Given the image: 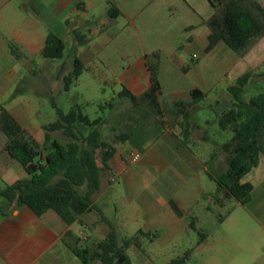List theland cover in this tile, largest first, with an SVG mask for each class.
Returning a JSON list of instances; mask_svg holds the SVG:
<instances>
[{
  "label": "crops",
  "instance_id": "crops-1",
  "mask_svg": "<svg viewBox=\"0 0 264 264\" xmlns=\"http://www.w3.org/2000/svg\"><path fill=\"white\" fill-rule=\"evenodd\" d=\"M3 1L6 0H0ZM26 1L30 11L26 14L29 16L24 25L15 29L11 38L0 34V62L14 64V67L21 71V77L22 74L24 76L25 68L33 71L30 65L24 67L31 63L26 58L41 55L40 51L48 33L56 34L65 43V38L71 32L79 30V34L83 35L82 43L77 41L73 44L70 56L72 57L75 52L86 65L98 50V46H102L112 37L111 34L104 36L101 33L113 28L117 18L130 19L133 15L142 14L150 8L166 10L173 5L170 0ZM111 4L120 11L115 18L108 14ZM192 11L197 12V15L201 14L196 9ZM204 12V15H199L200 20L189 28L191 34L183 46L191 58V66L185 67V71L181 73L185 78L195 77V81L191 84L182 83V76L179 74L173 77V87L166 91L163 81L165 74L160 63L159 82L162 94L158 102L163 117L166 112H170V120H165L164 128L154 135L151 126H148L151 137L140 151L141 157L136 163H130L127 154L129 150L135 149L132 144L114 139V134L139 126L144 112L149 109L133 107L128 98L123 102L128 108L119 111L116 106L113 107L115 110L111 114L113 118L102 126L101 131L104 138L112 142L115 148L116 167L113 171L115 180L109 182L110 177L102 174L98 192L104 193L114 182L122 180V187L112 190L115 195L114 209L121 212L118 211L119 215L111 221L120 238L130 236L138 230L162 237L185 228L187 224L198 234L196 249L206 256L202 263L264 264V154L260 155L258 164L241 179L242 182H249L252 185L250 199L245 203L228 199L223 206H218L212 197L216 190V182L211 178L214 176L209 168L212 165L223 172L226 166L224 154L218 158L214 152L204 147L207 131L200 123L192 121L191 115L188 121L189 132L185 134L180 124L186 126V122L174 105L176 101H183L192 112L195 103L191 101L190 91L195 87L200 89L206 100L208 93L216 84L215 80H211L210 60L203 66L199 61V54L209 57L221 43L205 52L209 33L205 20L213 10L208 11L204 8ZM84 27L91 36H99L92 42L82 33ZM10 41L16 45V51H12ZM178 54L175 49L172 58L180 71L184 68L185 61L184 57ZM144 55L129 63L119 77L135 96L142 94L151 83ZM62 57L59 58L61 64L58 65L56 78L61 75L60 69L64 63L61 61ZM239 59L241 57L237 55V61ZM224 72L227 73L226 68ZM37 73L39 71L35 74ZM166 93L169 96L165 98ZM209 104L211 103H206V106L213 109L216 115L222 110L218 108L219 105L212 108ZM22 127L28 129L25 125ZM108 127L113 131H108ZM1 155L13 159L6 150H0V157ZM135 164L141 167L132 168ZM5 171L10 173L13 171L11 162L10 166H5ZM19 174L18 178L27 176L22 171ZM141 179L149 185L138 189ZM169 200L175 201L182 211L181 216L174 213ZM98 206L104 213L103 206ZM220 211H223V214H219ZM87 215L82 217L84 224ZM188 215L192 218L191 221L186 220ZM134 217L142 221L140 227L136 229L134 222L131 221L135 219ZM79 226L81 225L78 223L66 225L53 210L38 216L28 206H15L3 198L0 206V264H82L66 246V243H70L66 236L72 238L73 233L80 235ZM106 229H103L97 239L104 237ZM134 247L136 246L129 245L127 250Z\"/></svg>",
  "mask_w": 264,
  "mask_h": 264
},
{
  "label": "trees",
  "instance_id": "trees-1",
  "mask_svg": "<svg viewBox=\"0 0 264 264\" xmlns=\"http://www.w3.org/2000/svg\"><path fill=\"white\" fill-rule=\"evenodd\" d=\"M207 1L214 11L205 20L209 29L205 52L222 42L242 56L253 40L264 35V7L257 0ZM108 14L115 18L120 11L111 4ZM76 38L82 43L83 35L76 33ZM9 45L12 51H16L13 42L10 41ZM64 49L63 39L48 33L40 54L44 58L59 59L63 56ZM15 55L18 56L16 53ZM144 58L150 72L149 87L135 96L122 85L118 96L128 98L132 105H146L149 111L144 112L139 126L130 127L128 131L115 136L117 140L129 142L138 151L144 149L151 137L148 126H151L154 135L166 124L158 102L162 94L159 52L152 51L145 54ZM84 68V63L74 52L71 71L62 75L64 91H68L76 83ZM62 71L63 66L60 73ZM263 75L264 72L254 74L248 70L237 76L235 83L227 88L231 96L230 105L217 112V122L222 130L236 126L231 138L221 147L226 164L224 171L218 177L210 176L216 182L212 197L218 206H223L228 199H235L240 203L250 199L252 185L241 179L258 164L260 155L264 154V91L248 98L244 97V92L252 78ZM190 96L192 103H196L203 101L205 94L195 87L190 91ZM51 105L55 119L42 128L45 151L13 114L0 105V131L7 139L5 150L27 173L26 177L7 183L0 190V196L9 204L28 206L38 216L53 210L66 225H83L82 217L85 214H98L99 221L107 226L104 237L92 240L76 238L73 243H66V246L82 264H133L126 249L129 245L139 247V235L148 233L138 230L136 234L120 238L113 222L94 201V195L100 189L102 174H113L116 167L115 148L101 131L110 117H90L84 111L88 102L75 103L67 111L54 99H51ZM107 105L112 109L115 106L114 99L99 103L100 111H104ZM174 105L186 122V126L182 123L180 125L185 134H188L191 111L183 101H176ZM209 106L213 108L212 104ZM85 128H89V131L85 132ZM55 133H59L65 141L58 139ZM169 204L174 213L181 216L182 211L175 201L169 200ZM190 226L192 227L191 222ZM187 256L188 254L174 257L166 264H186Z\"/></svg>",
  "mask_w": 264,
  "mask_h": 264
},
{
  "label": "rangeland",
  "instance_id": "rangeland-1",
  "mask_svg": "<svg viewBox=\"0 0 264 264\" xmlns=\"http://www.w3.org/2000/svg\"><path fill=\"white\" fill-rule=\"evenodd\" d=\"M257 1L264 7V0ZM170 2H173V5L166 10L150 8L142 14L133 15L131 20L125 17L117 18L113 28L101 33L104 36L111 34L112 37L102 46H98V50L88 64H84L83 72L68 91L62 89V75L67 74L72 69L70 52L73 50V44L78 41L76 33H79V30H74L65 38L66 47L61 59L64 62L62 64L63 71L57 78L56 71L58 65L61 64L60 59H48L41 55L28 56L26 60L31 63L24 65V67L30 65L33 71L25 68L22 77L20 76L21 71L15 68L14 64L0 62V105L10 111L20 124L28 128L25 129L40 142L42 150L45 151L46 145L43 142L42 128L55 119L51 99H54L64 111H67L75 103L88 102L89 105L85 107L84 111L90 117L102 115L109 116L111 119L113 118L111 114L115 110L107 105L101 112L98 104L114 99L115 106L119 111L128 108V106L123 105L127 98L118 96L122 85H124L119 77L129 63L144 54L152 51L159 52L163 66L162 71L165 74L163 81L166 91L173 87V77L179 74L182 76V83H194L195 77L185 78L181 73L185 70L182 68L179 71L176 68V62L172 58L173 53L176 49V53L180 52L178 55L184 57V68L191 66V58L183 48L191 34V29L187 27L200 20L199 15H204V8L208 11H214V9L206 0H170ZM202 4L205 7H202ZM193 9L201 14L197 15V12L192 11ZM29 11L30 6L26 0L0 2V34L11 38L13 31L24 25L29 16L26 14ZM82 30L85 37H88L92 42L99 36H91L85 27ZM91 48L94 50L93 47ZM240 57L241 59L237 61V54L222 42L210 53L209 57H203L199 54L201 66L205 62L208 64V60H210L211 80H215L216 84L208 93L206 100L194 104L190 119L200 123L206 129L207 140L204 142V147L214 152L218 158L224 154L221 147L231 138L236 126L222 130L218 125L216 112L208 108L206 103H211L213 108L217 105H219V109L228 107L231 96L227 88L235 83L237 76L248 70L254 74L264 72V35L253 40ZM21 65L23 66V64ZM225 68L227 69L226 74ZM36 71L39 73L35 74ZM260 91H264V75L250 80L245 88L244 97L248 98ZM168 96L167 93L164 95L165 98ZM135 106L149 108L146 105H133V107ZM163 119L169 121L170 112H166ZM107 130L110 131L111 128L108 127ZM84 131L88 132L89 128H85ZM55 136L61 141H65L59 133H55ZM115 136L114 139H116ZM6 140L5 135L0 131V150H5ZM10 162L13 168L11 173L5 171V166H10ZM140 167L137 164L132 166L134 169ZM209 169L214 177L220 175L221 170L218 168H213L211 165ZM20 171L26 173L17 160L0 157V189L17 179ZM108 176L111 178L114 175L109 174ZM109 182H111L110 179ZM148 185V182L141 179L138 189ZM120 187H122L121 179L114 182L111 188L104 193L97 192L94 195L95 203L103 206L104 215L110 220H113L121 212V210L114 209L115 195L112 193V190ZM2 200L3 198L0 196V206ZM118 211L120 212L118 213ZM219 214H223V211H220ZM134 218L131 221L134 222V229H136V227H140L142 221L140 218ZM186 220L191 221L192 218L188 215ZM185 226V228L175 230L162 237L157 234L139 235V247L126 249L131 262L133 264H166L174 257L188 254L186 264H204L202 261L206 256L196 249L198 234L187 224ZM79 228H81L83 238L79 234L73 233L72 238L66 236L70 243H73L76 238L80 240L99 238L107 226L99 221L98 214L88 213L86 223Z\"/></svg>",
  "mask_w": 264,
  "mask_h": 264
},
{
  "label": "built area",
  "instance_id": "built-area-1",
  "mask_svg": "<svg viewBox=\"0 0 264 264\" xmlns=\"http://www.w3.org/2000/svg\"><path fill=\"white\" fill-rule=\"evenodd\" d=\"M127 154H128L130 163L138 162V160L141 157V153L138 150H135V149L129 150ZM114 180H115L114 177L110 178L111 182H113ZM80 236H81V233H80ZM81 237L83 238V236H81Z\"/></svg>",
  "mask_w": 264,
  "mask_h": 264
}]
</instances>
